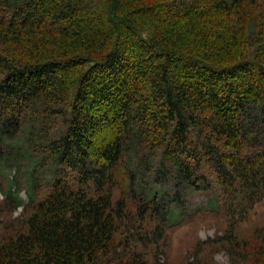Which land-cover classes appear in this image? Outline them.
<instances>
[{
	"label": "trees",
	"instance_id": "16d2710c",
	"mask_svg": "<svg viewBox=\"0 0 264 264\" xmlns=\"http://www.w3.org/2000/svg\"><path fill=\"white\" fill-rule=\"evenodd\" d=\"M3 178L0 264H170L191 192L233 228L264 199V0H0ZM233 232L229 264H264Z\"/></svg>",
	"mask_w": 264,
	"mask_h": 264
},
{
	"label": "rangeland",
	"instance_id": "374dc122",
	"mask_svg": "<svg viewBox=\"0 0 264 264\" xmlns=\"http://www.w3.org/2000/svg\"><path fill=\"white\" fill-rule=\"evenodd\" d=\"M60 127L57 131L58 134L62 130ZM3 173L7 179H12L14 176L19 175L14 168L4 169ZM29 173L30 171L27 176ZM48 174L49 172L46 175L41 174L42 180H46L45 178H47ZM205 174H207L208 180L211 183L213 182V187H215V180L211 176V172H205ZM5 178H3V181L0 180V237H3L5 233L11 232V230L7 231L8 226L18 225L25 217L23 208L11 211V207L3 203L1 189L5 185ZM22 182H25V179H22ZM23 186L22 184L18 196L26 204L29 199V193ZM187 194L186 204L182 210L183 214L180 215L179 210L173 208L174 219L177 221H172V224L163 228V237L157 245L160 263L183 264L189 258L192 260L194 256L201 261H208L211 258L216 264H229V256L225 248L219 243L221 242V237L225 236L224 232L226 230L230 228L233 231L234 228L233 235L247 244L255 243L256 236L264 235V199L253 208L244 220L231 228L228 226V220L222 212L212 211L211 208V211L208 210L209 205L216 206V199H218L219 194L212 190ZM131 211L134 215V208H131ZM145 222L147 226L144 227L143 224ZM157 224L147 218L142 223V230L151 231ZM251 244L248 245L251 246ZM155 249L156 247L153 245L148 246L146 257L149 260H153L152 254L156 253Z\"/></svg>",
	"mask_w": 264,
	"mask_h": 264
}]
</instances>
